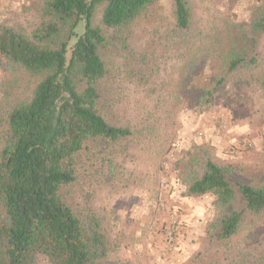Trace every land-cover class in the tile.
Wrapping results in <instances>:
<instances>
[{
	"label": "trees",
	"instance_id": "trees-1",
	"mask_svg": "<svg viewBox=\"0 0 264 264\" xmlns=\"http://www.w3.org/2000/svg\"><path fill=\"white\" fill-rule=\"evenodd\" d=\"M155 2L44 0L45 19L31 33L0 29V57L34 80L25 98L0 102V264H116L112 252L118 238L112 237L109 212L97 207L93 196L73 202L64 192L79 183L80 168L86 173L83 165L89 158L93 176L103 161L110 162L104 152L115 154L136 133H152L148 126L110 123L100 104L111 101L103 86L109 71L102 57L109 35L130 31ZM172 3L173 29L162 42L165 52L179 60L169 83L175 100L203 112L228 77L240 73L249 79L260 73L256 84L264 89V71H257L264 5L248 22L231 23L215 46L217 33L192 32L186 0ZM133 55L137 73L149 68L152 56ZM205 62L217 69L208 84L197 86ZM146 80L138 82L146 86ZM191 138L196 142L194 134ZM187 166L184 196L214 197L210 240L228 243L248 238L253 227L264 231V178L241 179L238 170L218 163L205 145L195 148ZM182 241L166 260L181 251ZM250 256L252 251L226 264H242Z\"/></svg>",
	"mask_w": 264,
	"mask_h": 264
},
{
	"label": "rangeland",
	"instance_id": "rangeland-1",
	"mask_svg": "<svg viewBox=\"0 0 264 264\" xmlns=\"http://www.w3.org/2000/svg\"><path fill=\"white\" fill-rule=\"evenodd\" d=\"M43 1L0 0V29L14 27L31 33L45 19ZM186 2L190 11L192 32L202 35L217 33L215 46L221 44L219 37H223L231 29V23L248 22L255 9L264 5V0ZM99 16L100 9L95 17L96 23ZM173 22L172 0H156L148 15L130 31H124L117 36L109 35L102 57L109 71L108 80L103 86H106L111 101L110 104L106 101L100 104L101 112L114 125L138 128L148 126L152 133L144 136L136 133L134 137L123 141L119 152L115 154L104 152L110 162L104 164L103 161L98 169L100 172L93 176L89 158L83 165L88 176L80 168L79 183L64 192L67 200L73 202L82 201V195L85 194L88 197L93 196L94 204L109 212L113 227L112 237L118 238V245L112 252L116 264H168L175 255L167 260L157 259L163 245L161 237L172 211L169 212V217L163 215L157 219L151 214V201H157L159 194H172L176 184V192L184 196L188 180L187 163L198 145L208 146L214 159L238 170L241 179L252 182L264 178V89L256 84L261 74H254L251 79L241 73L238 76L231 75L224 86L217 90L214 103L203 112L195 109L192 104L175 100L174 89L169 83L175 76L179 60L173 52H165L162 42L171 34ZM174 39L176 42L181 41L177 37ZM257 50V71L262 72L264 34L260 37ZM142 53L152 56V62L143 73H137L138 63L131 62L130 57ZM216 69L214 64L205 62L198 74L196 85L208 84ZM138 79H147V85L139 84ZM33 83L31 77L0 57V102L8 103L25 98ZM147 116L149 120L145 121ZM221 123L225 124L224 130L220 128ZM199 131L203 132L202 136H198ZM193 134L197 137L196 142L191 138ZM244 139H250L253 146L234 152L235 144ZM170 153L177 160L169 158ZM110 182L111 186H108L107 183L110 185ZM140 196L147 197L146 211L136 212L137 215L133 218L130 217L131 211H121L123 202L133 205ZM186 198L205 205L203 222L192 228V235L187 236L186 231H182L179 238L181 241L184 239L181 253L179 252V258L173 264H226L229 261H240L251 251L252 256L242 264H264V231L257 232L253 227L252 235L248 238L239 236L232 242L215 243L210 240L208 230V225L215 217L211 205L214 197L206 194ZM168 199L158 200L157 206H160L161 211L166 210ZM144 215L148 218L150 227H145L142 223ZM144 229L150 230V234L145 233ZM145 244L146 258L140 257L142 254L137 257L129 255L133 250H143Z\"/></svg>",
	"mask_w": 264,
	"mask_h": 264
},
{
	"label": "crops",
	"instance_id": "crops-1",
	"mask_svg": "<svg viewBox=\"0 0 264 264\" xmlns=\"http://www.w3.org/2000/svg\"><path fill=\"white\" fill-rule=\"evenodd\" d=\"M177 186L178 185L176 184L175 191L172 194H170L169 196H166L163 193L161 195L159 194L160 197L158 198V200L160 198H161V200L162 199L166 200L169 198L167 200V204H166L167 208L165 211H161L159 209L160 206H157L158 200L155 202H154V200L151 201L152 202L151 204L153 205V207H151V209L153 210L151 212H153V213H151V214L153 216H155L157 219H159V217H162L163 215L169 217L168 214L170 211H172V213L173 212L176 213L178 215V217H180V220L183 223V231H186L187 236H189V234L190 235L193 234L194 229H192V228H194L195 225L202 224V222H203V209H204L205 205H203L201 203H196V200L195 201L192 199L189 200L186 197L178 194L176 192ZM146 198L147 197H143V196L138 197L135 200V203L133 205L129 204V202L126 205L123 202L122 203L123 207L121 206V211L122 212H125V210L131 211L132 214L130 213L131 214L130 217L133 218L134 215L135 216L137 215L136 212H142V211L147 210L145 207ZM127 201H129V200H127ZM147 220H148V218L146 217V215L142 216V219H141L142 223L146 225L145 227H150V225H149L150 223ZM139 231L140 230H138V233H140ZM144 231H145V233L148 232V234H150V232H151L150 230H147V229H144ZM148 234H146V235H148ZM162 238H163V236L161 237V242H162ZM144 243H146V241ZM180 253H181V251H180ZM140 254H142V256H140ZM129 255L134 256V257L140 256V257L146 258V244H145V248L143 250H141V251H134L133 250L132 252H129ZM158 256L159 257H157V259H159V258L162 260L164 259L160 255H158ZM172 258H171L172 260L170 259L168 264H173L175 261H177L179 258V253H176Z\"/></svg>",
	"mask_w": 264,
	"mask_h": 264
},
{
	"label": "built area",
	"instance_id": "built-area-1",
	"mask_svg": "<svg viewBox=\"0 0 264 264\" xmlns=\"http://www.w3.org/2000/svg\"><path fill=\"white\" fill-rule=\"evenodd\" d=\"M221 130L225 129V124H220ZM203 132L199 131L198 136H202ZM253 146V142L250 139L239 140L233 149L234 152H241L242 150H247ZM183 231V223L179 219L176 213H172V215L168 219L167 226L163 232V245L159 249V255L162 258L167 257L169 254L176 251L180 241V235Z\"/></svg>",
	"mask_w": 264,
	"mask_h": 264
}]
</instances>
